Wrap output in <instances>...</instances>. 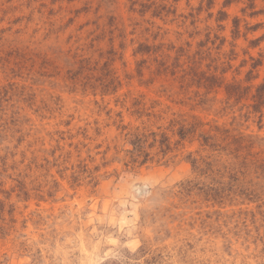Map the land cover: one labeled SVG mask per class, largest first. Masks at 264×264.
I'll list each match as a JSON object with an SVG mask.
<instances>
[{
  "label": "rangeland",
  "instance_id": "1",
  "mask_svg": "<svg viewBox=\"0 0 264 264\" xmlns=\"http://www.w3.org/2000/svg\"><path fill=\"white\" fill-rule=\"evenodd\" d=\"M263 82L264 0H0V264H264Z\"/></svg>",
  "mask_w": 264,
  "mask_h": 264
},
{
  "label": "trees",
  "instance_id": "2",
  "mask_svg": "<svg viewBox=\"0 0 264 264\" xmlns=\"http://www.w3.org/2000/svg\"><path fill=\"white\" fill-rule=\"evenodd\" d=\"M264 82L261 83L257 88H256V93L253 95V98L256 99L258 104H261L264 102Z\"/></svg>",
  "mask_w": 264,
  "mask_h": 264
}]
</instances>
